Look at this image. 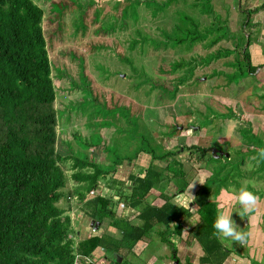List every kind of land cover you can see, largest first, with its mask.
Here are the masks:
<instances>
[{
    "label": "rangeland",
    "instance_id": "rangeland-1",
    "mask_svg": "<svg viewBox=\"0 0 264 264\" xmlns=\"http://www.w3.org/2000/svg\"><path fill=\"white\" fill-rule=\"evenodd\" d=\"M34 1L44 11L57 151L125 173V160L139 167L151 153L174 151L193 183L190 191L209 182L216 207L230 203L233 219L248 233L246 243L233 241L234 249L258 257L264 242V66L239 77L229 61L240 37L237 9L255 6L251 61H264V0ZM191 145L206 148L205 154ZM69 174L65 190L73 183ZM245 182L260 197L251 213L240 211L231 191Z\"/></svg>",
    "mask_w": 264,
    "mask_h": 264
},
{
    "label": "trees",
    "instance_id": "trees-1",
    "mask_svg": "<svg viewBox=\"0 0 264 264\" xmlns=\"http://www.w3.org/2000/svg\"><path fill=\"white\" fill-rule=\"evenodd\" d=\"M258 9H237L242 16L240 37H236L234 61L231 59L229 64L236 65L234 72L239 77L264 66V61L252 63L250 54L254 41L250 28L259 24L251 19V13ZM43 13L34 0H0V264H93L89 257L107 237L90 235L75 243L71 218L58 202L66 194V171H70L68 178L74 184L68 193L80 200L93 192L108 171L86 158L63 156L56 149V91ZM191 149L201 155L206 151L198 145H191ZM143 173V177L131 176L135 183L132 199L144 197L163 180L172 181L179 191L190 183L174 151L151 153ZM112 183L122 186L124 181L114 179ZM211 188L209 182L201 183L194 192L193 204L197 205L200 222L215 237L217 209L208 199ZM114 192L119 195L117 190ZM113 201L117 199L98 194L91 200L99 219L107 217L118 224L121 221L110 209ZM146 208L163 224L177 221L187 212L168 201L160 207ZM125 222L123 239L110 241L114 248L122 243L131 247L143 235L130 236L137 227Z\"/></svg>",
    "mask_w": 264,
    "mask_h": 264
},
{
    "label": "crops",
    "instance_id": "crops-1",
    "mask_svg": "<svg viewBox=\"0 0 264 264\" xmlns=\"http://www.w3.org/2000/svg\"><path fill=\"white\" fill-rule=\"evenodd\" d=\"M261 52L264 54L263 50ZM125 161L127 163L124 165L128 167L126 173L118 165L121 162L115 163L119 168H113L112 171L105 173L93 192L87 193L84 199L80 200L77 195L70 196L68 191L74 186L72 183L70 189L65 190L67 195L65 194L66 196L64 195L58 202V205L65 210V214L71 218L72 236L75 243L90 235L107 237L102 245L93 251L89 257L90 262L93 264H264V242L261 246H257L261 255L258 257L239 252L234 249L233 242H230L231 244L222 243L200 222L201 217L193 201L190 202L189 208H184L187 212L180 215L177 221L173 220L168 224L158 222L155 213L146 207H160L165 201L175 205L174 196L179 190L172 181L163 180L152 187L144 197L132 199L135 183L131 176L143 177V171L150 159L144 166L139 164V167L134 161ZM155 162L165 164L158 160ZM114 179L124 181L123 185L113 184ZM191 183L190 181L185 191L192 185ZM119 187L122 189L119 190ZM116 190L120 196L114 194ZM190 192L195 194L193 191ZM163 193L168 197L165 198ZM211 193L212 191L208 199L214 202L210 198ZM97 194L117 199L113 201L110 209L114 218L119 219L120 223L115 224L107 217L99 219L96 208L91 202L92 197ZM120 203H123L125 207H119ZM125 221L137 227L134 233H130V236L140 232L143 235L131 247L122 243L119 248H114L110 241L123 239ZM256 244L251 238L249 249H253Z\"/></svg>",
    "mask_w": 264,
    "mask_h": 264
},
{
    "label": "clouds",
    "instance_id": "clouds-1",
    "mask_svg": "<svg viewBox=\"0 0 264 264\" xmlns=\"http://www.w3.org/2000/svg\"><path fill=\"white\" fill-rule=\"evenodd\" d=\"M260 156L264 157V150H261ZM255 163L259 164L260 160L257 157H252ZM251 167L252 164L250 163ZM197 181V180H194ZM193 181V182H194ZM193 187V183L189 188L182 192L178 191L175 196V205L178 207H188L191 201L195 200L194 195L189 191ZM235 193V201L240 211L243 213H251L256 207L260 199L259 195L248 186L247 182L242 183L238 188L231 189ZM230 203H220L217 205V214L213 222L215 235L222 243L238 241L241 243L247 242L248 233L236 223L232 216Z\"/></svg>",
    "mask_w": 264,
    "mask_h": 264
},
{
    "label": "built area",
    "instance_id": "built-area-1",
    "mask_svg": "<svg viewBox=\"0 0 264 264\" xmlns=\"http://www.w3.org/2000/svg\"><path fill=\"white\" fill-rule=\"evenodd\" d=\"M119 207L124 208L125 205H124L123 203H120V204H119Z\"/></svg>",
    "mask_w": 264,
    "mask_h": 264
},
{
    "label": "water",
    "instance_id": "water-1",
    "mask_svg": "<svg viewBox=\"0 0 264 264\" xmlns=\"http://www.w3.org/2000/svg\"><path fill=\"white\" fill-rule=\"evenodd\" d=\"M262 6H264V3L262 4ZM262 6H260V7H262ZM91 224H93V222H91Z\"/></svg>",
    "mask_w": 264,
    "mask_h": 264
}]
</instances>
